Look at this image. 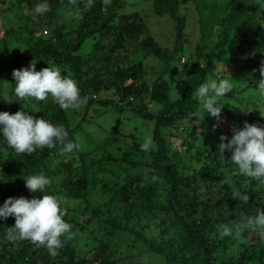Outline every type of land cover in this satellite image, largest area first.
I'll return each mask as SVG.
<instances>
[{
    "label": "trees",
    "instance_id": "trees-1",
    "mask_svg": "<svg viewBox=\"0 0 264 264\" xmlns=\"http://www.w3.org/2000/svg\"><path fill=\"white\" fill-rule=\"evenodd\" d=\"M42 1L13 0V8L24 7L27 15L24 26L9 28L2 35L0 113L22 111L54 126L63 125L68 132L65 143H79L81 149L68 153L64 145L57 144L32 155L17 154L0 131V207L8 198L31 200L53 195L67 212L63 218L72 226V239L62 236L63 247L53 257L45 247L37 248L30 241H8L7 228L15 226V217L0 219V264H92L78 250L82 231L94 233L98 241L100 255L94 254L93 260L115 264L120 260L118 251L98 238L94 221L104 224V229L109 227L107 234L114 235L115 231L128 233L132 224L142 231L144 226L157 225L158 219L161 225L167 223L177 230V242L171 241L163 250L165 240L158 245L154 239L145 241L168 264H264V238L257 230L256 234L253 229L239 234L244 242L235 233L221 239L217 232L218 225L231 227L242 216H255L257 209L264 210V184L241 174L231 161V151L225 152L224 159L219 157L221 141L215 144V140L226 133L217 129L197 133L193 129L202 107L195 93L202 84L222 79L232 84L224 100L217 97L220 121H232L240 112L231 105V101L243 102L240 94L249 95L252 90L259 96L264 0H142L149 3L154 17L171 22V47L167 46L169 40L158 41L152 36L148 17L142 15L141 0H110L107 6L104 0H93L91 7L86 6V0H76L75 5L69 0H46L49 11L37 14L35 7ZM5 5L6 0H0V9ZM191 9L196 11L199 32L195 46L190 43L192 34L185 32ZM65 10L80 13L77 24L70 25L67 32L64 24H58ZM12 37L25 50L8 57L13 48L8 39ZM88 43L90 51L86 53L83 47L88 49ZM148 58L158 64L157 75L150 82L144 62ZM29 62L35 63L36 71L59 68L62 76L76 81L81 98L89 97L76 124V111L61 109L51 95L46 101L16 96L17 81L12 73L30 69ZM174 71L180 72L176 85L169 76ZM108 92L110 96L104 95ZM242 105L254 116L257 101ZM114 113L116 121H110ZM124 113L128 114L125 122L133 126L131 138L139 126L152 124L154 149L141 151L133 139L128 143L130 148H114L119 140L115 129ZM100 121L110 127H100L105 137H94L102 140L94 145L97 141L87 136L88 127ZM86 144L94 148L84 153L82 146ZM64 156H71V160H61ZM40 174L51 183L44 192L32 193L25 180ZM161 192L162 202L156 199ZM205 192L212 193L207 201L202 199ZM236 193L247 194L249 201L235 198ZM96 194L109 197L89 214L69 209L71 201L90 204ZM143 216L151 218L143 222Z\"/></svg>",
    "mask_w": 264,
    "mask_h": 264
},
{
    "label": "clouds",
    "instance_id": "clouds-1",
    "mask_svg": "<svg viewBox=\"0 0 264 264\" xmlns=\"http://www.w3.org/2000/svg\"><path fill=\"white\" fill-rule=\"evenodd\" d=\"M69 2L72 5L76 4V0ZM109 3L110 0H104L105 6ZM92 5L93 0H86L87 7ZM48 11L46 0L35 7L37 14ZM43 34L46 32L43 31ZM259 71L262 79L258 82L256 91L264 97V63ZM12 75L17 81L15 94L22 100L34 98L37 101H46L51 95L59 107L67 111L80 108L89 99L88 96L81 98L76 81L62 76L60 69L56 67L36 71L35 63H32L30 69L14 70ZM231 90L232 84L229 80L222 79L219 82L212 80L202 84L195 95L202 103L203 109L219 121L221 107L217 106V97H223ZM261 117L264 118V115L261 114ZM0 126L7 145L17 154L32 155L38 149H52L57 144L64 145V151L68 153L81 149L79 143H65L68 132L63 125L54 126L44 118L35 119L22 111L14 115L0 113ZM232 131L233 136L228 143H224L228 140L227 136L222 135L219 138L221 141L218 145L219 157L224 159L225 152L231 151V161L238 167L239 172L264 184V127L245 122L243 130L234 127ZM152 143L150 137L146 138L141 145V151H149ZM25 181L26 188L32 193L44 192L46 186L51 183L43 174L30 176ZM233 196L244 202L249 201L247 194L236 193ZM66 214V210L61 208L60 202L53 195H43L42 199L31 200L23 197L8 198L0 207V219L15 217V226L7 228L5 238L8 241H30L37 248L45 247L53 257L57 256L58 250L63 247L62 236L72 239V226L63 218ZM250 229L257 230L259 236L264 238V210L257 209L255 216H242L239 221H233L231 227L227 224L217 226L221 239L234 233L239 235Z\"/></svg>",
    "mask_w": 264,
    "mask_h": 264
},
{
    "label": "rangeland",
    "instance_id": "rangeland-1",
    "mask_svg": "<svg viewBox=\"0 0 264 264\" xmlns=\"http://www.w3.org/2000/svg\"><path fill=\"white\" fill-rule=\"evenodd\" d=\"M134 0H127L128 3H133ZM7 5L3 6V8L0 9V46H2V42L1 40L3 39L2 35L4 33L5 30L9 29V28H14L15 30H19L21 26H24V17H25V13L27 15V9L24 7H14V2L13 0H6ZM45 2V1H42ZM40 2V3H42ZM140 3V7L144 8L145 10L142 9V15H145L146 17H148V26L151 28V34L152 36L158 40H169V44L167 45L168 47H171L172 43L170 40V35H171V22H169L166 19H158L156 17H154L152 15L151 10L149 9V3L147 1L143 2L142 0L139 1ZM13 8V10H6V8ZM26 9V11H25ZM71 13V14H69ZM190 16L188 19V25L186 27V33H191L192 34V38H191V46H195V44L199 41V32H198V24H197V20H196V11L191 9L190 10ZM63 18H59L58 19V24H64L65 25V32L68 31V28L70 27V25H72L73 23L76 25L77 22L79 21V17H80V13L78 12V10L75 11H68L66 12V10L63 12L62 14ZM48 31V30H47ZM42 33H43V29H42ZM45 35V34H44ZM23 38V36H21V39ZM27 38V37H26ZM9 44L11 45V48L9 52V55H7L8 57L13 56L17 53L23 52L25 49L22 47H18V44L16 42V37H12L8 39ZM19 43V42H18ZM87 47H83V50L86 51V53H88L90 51V45L88 43V49ZM145 65H146V71H147V80L150 82L151 80H153V75L156 74L157 75V71H158V64L156 62V60L154 59H145L144 60ZM32 64V62H29ZM180 72L174 71L172 72L169 76H170V82H174L173 85H176L177 81H178V76H179ZM6 85V84H5ZM3 85V86H5ZM5 88V87H4ZM3 88V89H4ZM251 92V93H250ZM248 94H240L239 98L242 99L243 102H247L248 100L251 101H257L258 103V107L255 108L254 110V116L252 115L251 110H244V105L243 102H236V101H231L232 102V106H233V110L235 109H239L240 112L235 115L234 120L232 121H228V120H221L219 119L216 120V118H212V116L207 113L204 109L203 106L200 108L199 113L197 114V118H196V125L194 126L193 129H195V132L199 133L200 131H204V130H219L222 131L223 133H226L225 136L228 137V140L224 141L225 143H228L229 140H231L232 136H233V131L232 129L238 128L239 130H243L244 127V122H248L249 124H255L258 125L259 123L264 124V118L261 117V114L264 115V97L262 96H257L256 93L254 91H249ZM104 95H109L110 96V92H108V94H104ZM104 95H102L101 97L104 99ZM256 96L258 98H256ZM250 97H252V99H250ZM223 98V97H222ZM244 99V100H243ZM224 100V98H223ZM226 100V99H225ZM246 104V103H245ZM83 106V105H82ZM82 106L78 109H72L76 111L75 114V118L73 120V122L76 124L77 121L81 118L80 112L79 110L81 109V112L83 111ZM251 107V106H250ZM232 108V107H231ZM96 109V108H95ZM98 109V108H97ZM150 109H154V107H150ZM252 109V108H251ZM71 110V109H70ZM97 112V111H96ZM90 116H93V112L89 113ZM128 114L124 113L122 114V116H120V121L118 122V127L115 129V133H117L116 135V139L117 140V144L113 145L114 148L119 147L121 150L126 149L127 146L128 148L129 145L128 143H130L132 141V139L138 143L140 146L144 143L145 139L150 137L152 139V135H151V129H152V124L151 123H146L143 124L141 126H139L136 130H134V138L130 137V132H132L133 126L130 123L125 122V117ZM100 116V115H99ZM97 116V117H99ZM117 115L114 113L111 118V120L116 121ZM242 120H241V119ZM75 124H72L73 126ZM103 125V127H107V129H109L110 126L108 122H99L97 124H95V126H90L88 127V131H89V135H87L88 137H90L91 139H93L94 137L97 138H103L105 137V135L103 134V130H100V127ZM121 127V128H120ZM182 128H179V131H181ZM188 130V129H187ZM188 132L193 133L192 131L188 130ZM114 134L111 135V137ZM95 141L94 145H98L102 142V140L100 142H98V140H96L94 138ZM220 139L219 137H216L215 140V144L219 143ZM132 144V143H131ZM94 145H83L82 146V150L84 153L91 151L94 148ZM114 148H110L109 151H111L112 153L115 152ZM154 149V143H152L151 149ZM149 150V151H150ZM147 151V152H149ZM216 151V150H215ZM95 153H91L87 159L88 160L94 156ZM61 160L64 161H68L71 160V156H64L61 157ZM75 164V163H74ZM79 164V163H78ZM77 164V165H78ZM76 164L73 166H77ZM89 176L91 177V172H89ZM212 195V193H207L205 192L202 199L203 201H207L208 198ZM163 196V192L159 193V198H156L158 201L162 202L164 200V198H162ZM108 195H102V194H96L94 195L91 199H90V204H85L82 203V201H71L69 203V209L73 211V209L78 210V213L81 214H89L92 207H95L96 205H100L103 202H105L108 199ZM201 199V200H202ZM78 214V215H79ZM151 217H146L143 216V222H145L146 220L150 219ZM145 224V223H143ZM128 233H124V232H120V231H115L114 235H108L107 231L109 230V227L104 229L105 225L104 224H99L97 222L94 221V225L93 227L97 230L96 235L98 236L99 239H105V241L109 244V248H113L118 251V258L120 259L118 262L116 261L115 264H168L165 261V258L163 257V255H159L155 252L151 251V247H149L148 245V241L146 242L145 240H150V239H154V243L156 245H158V243H164L165 240V244H163V250L164 249H168L169 246H171L170 242H177L178 239V233L177 230L173 229L172 227H169V225L167 223H165L164 225H161L160 220L158 219V223L157 225H147L144 226V228L142 229V231L140 230L139 226L137 224H132ZM136 228L139 230L133 231V229ZM252 232L254 234H256V230L253 229ZM238 239L242 242H244L246 239L241 237L240 235H238ZM168 240V241H167ZM250 240V239H247ZM121 242V243H120ZM74 244V241H73ZM77 245H78V250L80 252V254L85 255V258L87 260L96 262L93 257L94 254L95 255H100V251H99V247H98V241H95V234L90 232V231H82L79 233V237L77 240ZM96 246V247H95ZM120 248V250H119ZM88 251V252H87ZM116 258V259H118ZM98 263V262H97Z\"/></svg>",
    "mask_w": 264,
    "mask_h": 264
}]
</instances>
